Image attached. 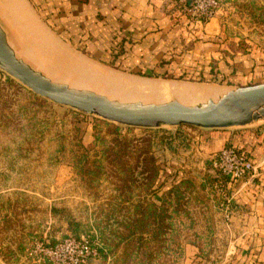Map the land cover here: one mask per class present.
I'll return each mask as SVG.
<instances>
[{
	"label": "rangeland",
	"instance_id": "rangeland-1",
	"mask_svg": "<svg viewBox=\"0 0 264 264\" xmlns=\"http://www.w3.org/2000/svg\"><path fill=\"white\" fill-rule=\"evenodd\" d=\"M17 4L26 5L24 18L16 12ZM29 8L26 0H0V23L18 57L60 83L126 103L183 101L187 104L264 83V0H222L217 16L207 22H216L217 34L209 41L219 46L221 67H212L213 63L198 67L185 64L182 59L180 64L158 65L142 71L152 70L166 76L158 79L138 75L139 69L110 67L102 58L89 57L73 47L72 51L59 35L66 45L47 32ZM28 20L34 25L36 20L40 29L33 30L41 37L25 25ZM188 20L190 25L198 23ZM133 83L159 85L170 91L179 87L188 95L134 99L114 93L126 89L124 85L130 89ZM140 88L136 86L130 91L135 95L146 91ZM199 90L212 93L208 98L189 96ZM261 124L264 120L226 129L129 127L56 104L0 69V264H49L38 253L37 246L72 237L67 225L70 220L83 223V236L102 248V228L108 222L106 213L111 205L120 204L116 198L125 186L122 170L132 172L134 182L129 186L135 202L145 199L161 206L166 190L185 182L182 187L185 196L178 204L175 199L168 202L173 207L169 210L173 220L167 222H178L180 250L172 249L173 252L168 245H160L154 264H225L230 243L226 211L232 207L227 206L215 186L217 193L214 192L211 184L215 174L209 163L205 173L181 167L188 161L198 164L203 160L198 154L205 152L201 149L204 133L237 131ZM118 130L127 144L132 142L131 152L148 149L150 153L139 159L134 154L116 159L117 144L125 142L115 135ZM217 154L218 151L209 156L215 158ZM102 167L107 177L97 178L103 172ZM153 168L160 169V173L149 190L146 186ZM110 224L115 225V218ZM101 263L99 259L98 264Z\"/></svg>",
	"mask_w": 264,
	"mask_h": 264
},
{
	"label": "crops",
	"instance_id": "crops-1",
	"mask_svg": "<svg viewBox=\"0 0 264 264\" xmlns=\"http://www.w3.org/2000/svg\"><path fill=\"white\" fill-rule=\"evenodd\" d=\"M26 3L35 19L60 43L65 41L71 49L89 57H100L108 66H126L142 72L158 65L180 64L182 59L185 64L198 67L211 63L212 67H221L223 63L218 44L209 41L217 34L216 22L190 25V15L177 0H26ZM119 50L123 54L116 56ZM201 143L205 152L197 154L203 160L198 164L188 161L190 164L186 163L182 170L193 168L196 173H205L209 163L215 174V158L209 155L216 151L219 154L226 146L237 149L253 162L255 171L245 181L228 186L232 215L226 226L230 243L225 264H264V124L204 133ZM189 253H193L191 249Z\"/></svg>",
	"mask_w": 264,
	"mask_h": 264
},
{
	"label": "water",
	"instance_id": "water-1",
	"mask_svg": "<svg viewBox=\"0 0 264 264\" xmlns=\"http://www.w3.org/2000/svg\"><path fill=\"white\" fill-rule=\"evenodd\" d=\"M0 69L35 94L87 115L134 128L189 126L203 129L246 127L264 120V83L227 91L218 99L182 102H120L51 80L20 59L0 23Z\"/></svg>",
	"mask_w": 264,
	"mask_h": 264
},
{
	"label": "trees",
	"instance_id": "trees-1",
	"mask_svg": "<svg viewBox=\"0 0 264 264\" xmlns=\"http://www.w3.org/2000/svg\"><path fill=\"white\" fill-rule=\"evenodd\" d=\"M122 54L123 51L119 50L116 56ZM214 71L215 70H213L211 74L215 79L216 75ZM138 75L156 79L166 78V76L158 75L152 70L145 73L140 72ZM12 81L13 80H10V83ZM19 86L22 87L21 85ZM115 135H117L118 138L122 137L125 140L123 144H117L116 147L119 148L117 152L113 149L116 159L122 160L125 157H129V154H134L138 156L139 159L150 153L148 149H140L131 152L132 142L127 144V139L122 136L119 130L115 132ZM134 148L136 149L137 147ZM104 153L107 155L108 151ZM102 171V174L97 178H100L101 175L102 177H107L105 167H102ZM148 171L149 170H147V173ZM122 173L125 178V186L124 188L122 187L120 195L116 198L120 201V204L111 205L110 210L106 213L108 222L106 223V226L102 228V248L99 251V259H102L101 264H154L160 254V245H168L170 247L169 251L174 252L175 249L180 250L181 246L177 242V237L179 235L178 222H167L168 220H173L172 216L169 214V210L173 209V207L168 205V202L171 200L174 201L175 199L178 204L181 197L185 196L182 189L185 182H179L167 189L163 204L158 206L152 202H148V200L145 201V199L135 202L133 200L135 195L132 193L131 186H129L131 182H134L132 180L133 176H131L132 172L122 170ZM159 173L160 169L153 168L152 176L149 179V185L146 186L147 189L150 190L154 187ZM90 174L93 175V172ZM221 180L224 181V183H227V179H225L220 173L215 172L214 180L211 184L214 192H216L214 188L215 184ZM225 193L227 196H230L228 194V189L225 190ZM139 197L141 196L139 195ZM175 211H178V209ZM114 218L115 225L112 226L110 220ZM67 225L72 238L81 239L85 237L82 234L85 232V226L83 223L70 220L67 222ZM57 243L59 242L46 244L48 246H54ZM120 249H122V252H119Z\"/></svg>",
	"mask_w": 264,
	"mask_h": 264
},
{
	"label": "built area",
	"instance_id": "built-area-1",
	"mask_svg": "<svg viewBox=\"0 0 264 264\" xmlns=\"http://www.w3.org/2000/svg\"><path fill=\"white\" fill-rule=\"evenodd\" d=\"M177 1L186 8L191 20L199 23L214 19L222 7V0ZM213 169L227 179V183L218 181L215 188L224 197L227 206H230L232 197L227 196L225 190L230 183L245 181L249 174L255 171V166L245 154L233 147H226L213 160ZM226 213L229 220L232 210L227 208ZM100 249L98 244L87 237H69L54 246L45 243L37 246L38 253L49 264H98Z\"/></svg>",
	"mask_w": 264,
	"mask_h": 264
},
{
	"label": "bare ground",
	"instance_id": "bare-ground-1",
	"mask_svg": "<svg viewBox=\"0 0 264 264\" xmlns=\"http://www.w3.org/2000/svg\"><path fill=\"white\" fill-rule=\"evenodd\" d=\"M15 9H16V12L19 14V17H21V18H24V13H26V5H24V4H22L21 6H20V4H17V6L16 7H14ZM13 9V8H12ZM13 14V13H12ZM15 15V14H14ZM24 22V21H23ZM35 25L33 24V21L30 23L29 22V20H28V24H26L25 23V25L31 30V32L34 34V35H38V36H40V34H38V32H35V30H33V29H35V28H38V29H40L38 26H37V23H36V20H35ZM34 31V32H33ZM42 31V30H41ZM43 32V31H42ZM42 36L44 37L45 35H44V32H43V34H42ZM41 37V36H40ZM38 40V39H37ZM43 40V39H42ZM42 44V43H41ZM47 45V44H46ZM45 45V46H46ZM11 47H12V45H11ZM13 48V47H12ZM44 75V74H43ZM51 78V77H50ZM53 80L54 81H56L54 78H53ZM58 82V81H57ZM69 86H71V87H73V88H77V87H74V86H72V85H69ZM125 86V88L126 89H124L122 92H117V90H115V92L114 93H116V94H119V95H121L120 97H125L126 98V96L127 95H130L132 98H134V99H137V98H141V99H143V98H154V97H156V96H166V97H168V96H172V95H175V96H185V94L186 95H188L187 93H185V89H182V88H179V87H176V89L175 88H171L172 90L173 89H175V93H173V91L171 92L170 91V89H168V88H165V87H163V86H159V85H148V86H143V85H141V84H137V83H133L132 84V86H131V88H136V86H138V87H141L140 89H145L146 91H140L138 94H132V91H130L131 90V88L129 89V87H127L126 85H124ZM144 87V88H143ZM77 89H81V88H77ZM116 89V88H115ZM138 89V88H137ZM109 90H110V88H109ZM111 91H112V89H111ZM113 93V94H114ZM211 91H205V90H199V91H192V93H191V95H189V96H193V97H196V98H208V97H210V95H211ZM134 95V96H133ZM105 96V95H104ZM130 97V98H131ZM110 100H115V101H120V100H118V99H115V98H111V97H108ZM124 98V99H125ZM219 97H217V98H212V99H218ZM186 101V100H185ZM120 102H122V101H120ZM180 102H182V103H184L183 101H180ZM188 102V101H187ZM124 103H126V102H124ZM145 103H147V102H145ZM185 104H187V103H185ZM261 121V120H260ZM259 122V121H258Z\"/></svg>",
	"mask_w": 264,
	"mask_h": 264
}]
</instances>
